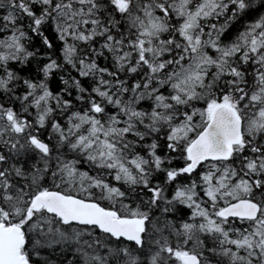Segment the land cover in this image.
Segmentation results:
<instances>
[{
	"label": "snow or ice",
	"instance_id": "obj_1",
	"mask_svg": "<svg viewBox=\"0 0 264 264\" xmlns=\"http://www.w3.org/2000/svg\"><path fill=\"white\" fill-rule=\"evenodd\" d=\"M0 264H264V0H0Z\"/></svg>",
	"mask_w": 264,
	"mask_h": 264
}]
</instances>
